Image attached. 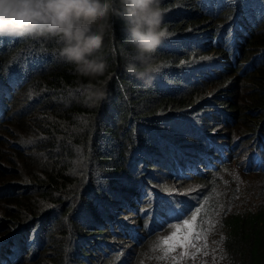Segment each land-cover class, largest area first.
<instances>
[{"label":"trees","instance_id":"trees-1","mask_svg":"<svg viewBox=\"0 0 264 264\" xmlns=\"http://www.w3.org/2000/svg\"><path fill=\"white\" fill-rule=\"evenodd\" d=\"M161 7L174 34L150 84L124 70L119 17L98 80L59 60L55 39L0 37V264H117L126 247L125 264H145L161 256L143 247L170 232L166 213L197 205L200 230L220 222L213 263L264 264V199L242 212L224 199L264 179V0Z\"/></svg>","mask_w":264,"mask_h":264},{"label":"clouds","instance_id":"clouds-1","mask_svg":"<svg viewBox=\"0 0 264 264\" xmlns=\"http://www.w3.org/2000/svg\"><path fill=\"white\" fill-rule=\"evenodd\" d=\"M113 17L124 21L131 48L124 53V70L150 84L161 71L157 49L167 33L161 0H0V37L55 39L59 60L72 65L80 76L98 80L109 68L102 49L105 37L111 32ZM92 94L102 97L103 91L95 89ZM189 213H182L179 208L166 214L172 216V221L169 218L168 221L173 225L184 221ZM213 225L203 227L204 235L197 241H203L208 234L218 239V230ZM156 228L157 223L150 222L134 232L132 245L137 247L141 235ZM129 254L132 255L130 247ZM128 255L124 248L125 262L129 263Z\"/></svg>","mask_w":264,"mask_h":264},{"label":"rangeland","instance_id":"rangeland-1","mask_svg":"<svg viewBox=\"0 0 264 264\" xmlns=\"http://www.w3.org/2000/svg\"><path fill=\"white\" fill-rule=\"evenodd\" d=\"M230 129L224 130V134H222L223 137H225L226 140H229L230 137V131L229 130H236L240 129L242 126L239 121L236 122L235 125L229 126ZM231 144V143H230ZM260 152V151H259ZM261 153V152H260ZM261 158H264V154L261 153ZM247 181L241 180V187L234 189V188H224V199L225 203L228 205L230 204V207L235 212H242L245 211L248 207L254 206L255 204L259 203L261 200L264 199V189L262 191V185L261 181L264 182V179L261 178V176H252L249 179H246ZM192 186V183L190 182H184V188L183 190H187ZM199 202V199H198ZM199 205L195 206L187 216L185 220H188L190 216H192L195 213V210L199 209ZM1 211V210H0ZM202 212V211H201ZM200 212V213H201ZM200 215V214H199ZM199 215L196 217V221L199 217ZM183 221V220H182ZM220 222L217 223V226H219ZM217 226L215 228L218 230ZM171 229V228H170ZM171 234V232H164L160 235H158V239L161 237H167ZM219 234V231H218ZM193 235V234H192ZM194 237V235H193ZM154 240H149L143 247V250L148 244H152L146 251L145 255L151 254L154 247ZM194 243L196 244V248H185L181 249L178 248L175 252L171 253V257H175L178 264H223V263H213V254H217L218 251L216 249L217 246V236L212 237V235H207V238L203 241H197L194 240ZM129 247H126V254L128 255ZM188 252L189 255L181 259L180 253L181 252ZM143 252V251H142ZM155 252L162 255V253L159 250H156ZM14 254V253H10ZM193 256L195 259H193ZM139 263V259H137V262L135 264ZM143 264V263H141ZM145 264H173V260L169 258L168 260H158L157 256L156 259H152L150 256L148 260L145 261ZM227 264V263H226Z\"/></svg>","mask_w":264,"mask_h":264},{"label":"snow or ice","instance_id":"snow-or-ice-1","mask_svg":"<svg viewBox=\"0 0 264 264\" xmlns=\"http://www.w3.org/2000/svg\"><path fill=\"white\" fill-rule=\"evenodd\" d=\"M177 6H180V0H177ZM167 10V9H165ZM174 33H166V35H173ZM79 152L80 150L77 149ZM203 211L202 209L195 210V213L189 217L188 220H184L179 224H173L169 227L171 228V234L167 237L159 238L153 247V251L159 250L162 255L157 257L158 260H168L171 258L173 264H178L175 257H171L170 254L175 252L178 248H196L194 240H199L203 237V232L200 230L199 225L196 224V217ZM194 232V237H193ZM181 259L188 256V252H181ZM193 259L195 257L193 256Z\"/></svg>","mask_w":264,"mask_h":264}]
</instances>
